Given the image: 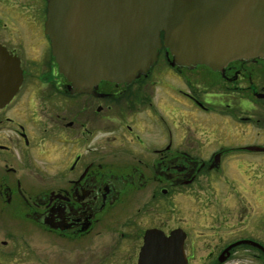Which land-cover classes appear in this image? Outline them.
<instances>
[{
  "label": "flooded vegetation",
  "instance_id": "flooded-vegetation-1",
  "mask_svg": "<svg viewBox=\"0 0 264 264\" xmlns=\"http://www.w3.org/2000/svg\"><path fill=\"white\" fill-rule=\"evenodd\" d=\"M47 3L0 0V50L21 70L12 78L0 54V264L21 253L35 264L66 253L70 264H98L92 257L103 253L107 264L124 249L139 264L147 234L170 239L178 230L189 264L192 227L169 220L176 198L189 192L202 208L223 199L240 219L229 226L245 229L264 202V58L186 67L162 33L156 61L131 81L78 89L52 56ZM24 34L47 52L30 58L36 72L26 67ZM236 256L264 264V238L241 235L211 264Z\"/></svg>",
  "mask_w": 264,
  "mask_h": 264
},
{
  "label": "water",
  "instance_id": "water-1",
  "mask_svg": "<svg viewBox=\"0 0 264 264\" xmlns=\"http://www.w3.org/2000/svg\"><path fill=\"white\" fill-rule=\"evenodd\" d=\"M178 64L219 70L264 58V0H48L45 34L59 72L75 88L126 83L147 70L162 47ZM5 72L18 60L3 54ZM15 77V76H14ZM17 87L4 102L12 98ZM2 103V102H1ZM147 234L139 264H188L181 230ZM157 240V249L152 243ZM170 250L164 251L166 243ZM156 243V242H155ZM248 243V242H244ZM166 248V247H165Z\"/></svg>",
  "mask_w": 264,
  "mask_h": 264
},
{
  "label": "rangeland",
  "instance_id": "rangeland-1",
  "mask_svg": "<svg viewBox=\"0 0 264 264\" xmlns=\"http://www.w3.org/2000/svg\"><path fill=\"white\" fill-rule=\"evenodd\" d=\"M27 6V4H26ZM45 6V4H44ZM29 7H27L28 9ZM30 15V14H28ZM27 16V14H26ZM44 19V17H43ZM21 22L23 23V19L20 18V25ZM26 36V41L29 49L27 50V54L24 56L26 60V67L29 68L30 72H36L35 67L36 65L31 62L30 58L35 55L38 57L40 53L45 56L47 52L44 51V47H41L39 44V38H31ZM34 42V43H33ZM49 56L50 53H49ZM41 57V56H40ZM39 57V58H40ZM49 69V67H47ZM45 88L49 89L51 86H46ZM189 88V87H187ZM207 196L209 193L206 194ZM186 198V199H185ZM198 196L195 193L189 192L185 197L176 198V203L173 207H171V214H170V221L171 226L174 227L179 224V222L187 220L192 230H190V236L188 241V256H189V264H211V260L214 258L217 250L222 246L231 243L233 240L237 239L241 235H247L251 237H259L264 238V219H262L261 212L264 211V202L261 203V208L255 207L251 209L249 219L250 222L248 226L243 228H231L229 226L230 220H240L239 216L237 215L236 208H232L233 210L225 209L226 204L223 202V199L220 201L224 204H220L219 202L214 206V208L210 207L211 205L204 206L203 208L201 205L197 204L199 202ZM179 201V203H178ZM203 202V199H202ZM215 204V203H214ZM213 204V205H214ZM253 205V204H252ZM210 207V208H208ZM254 207V205H253ZM11 219V218H10ZM217 220H225L228 225H223L222 228L216 231L214 230L215 234L212 232L211 229ZM213 223V224H212ZM232 223V222H231ZM230 223V224H231ZM218 224V223H217ZM189 227V229H190ZM202 232L210 233V236L202 235L198 236L199 233ZM215 235V236H214ZM126 249L122 250V253L119 252L120 261H115L112 263L107 264H131V255L126 253ZM20 258H16V260H12L8 264H35L32 263L30 260L25 258L23 255L24 253L20 254ZM94 263L102 264L100 260H103V253H97L92 257ZM130 258V259H129ZM238 256L234 261H230L227 264H240L237 262ZM55 262L53 264H70V254L66 253L64 256H54L52 258ZM134 264V260H133ZM241 264H249L247 262H242Z\"/></svg>",
  "mask_w": 264,
  "mask_h": 264
}]
</instances>
